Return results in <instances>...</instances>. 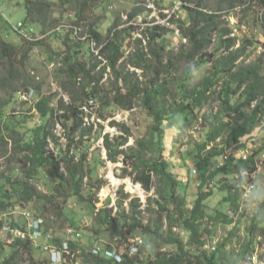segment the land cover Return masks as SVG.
Listing matches in <instances>:
<instances>
[{
	"label": "trees",
	"instance_id": "16d2710c",
	"mask_svg": "<svg viewBox=\"0 0 264 264\" xmlns=\"http://www.w3.org/2000/svg\"><path fill=\"white\" fill-rule=\"evenodd\" d=\"M101 1L59 0L57 3L72 10L73 24L92 37L100 49L97 55L91 53L88 59L83 60L78 56L83 41L76 39L72 31L66 35L58 72L67 79L63 87L69 101L59 99L54 107L51 105L53 97L49 94L36 97L33 108L39 122L34 123L33 127L26 125L27 119L19 121L17 113L8 111V108L14 100H20L18 92L35 91L36 87L25 70L29 51L42 44L43 39L25 40V44L18 47L0 37V162L3 164L0 165V214L8 213L15 205L26 207L30 202H37L41 208L40 217L45 223L43 237L49 235L48 243L57 248L63 247L64 243L68 246L70 254L64 255L63 264H68L67 260L76 264L78 257L83 264H220V247L214 251L206 247L205 232L208 229H202V222L208 217L214 223L228 225L232 219L220 209L207 216L206 200L217 194L218 190L230 188L222 184L224 179L219 181V178L233 176L236 187L229 189L222 203L238 213L239 185L245 184V177H248L242 173L256 170V156L260 149H254L246 160L230 157L224 166L211 171L207 170V165L229 150L244 146L241 138L253 133L260 125L264 116V51L255 59L247 60L256 40L248 36L240 39L233 33L234 29L221 26L220 12L205 10L201 0L195 2V7L189 4L193 0H185L182 7L186 20L178 16L177 21L172 22L177 24L176 30L179 29L185 39L177 51L167 49L164 33L159 32L165 28L153 24L144 27L143 34L147 40L135 39L140 47L132 48L124 58L122 46L130 35V28L122 29L119 21L115 20L105 35L99 32L95 27V9ZM220 1L227 3L230 12L256 9L257 19L264 25V0ZM24 5L25 19L30 23H39L37 15L54 3L24 0ZM145 8L151 10L147 5L135 6L127 16L128 20H135ZM213 43V49L209 52ZM261 45L264 46V43ZM102 63L104 65L100 67ZM209 63L210 68L192 84L188 81L189 72L184 71V77L176 76L181 64L197 68ZM107 69H110V76L104 82ZM31 86L34 89H29ZM97 102L103 108L116 106L132 110L138 107L151 119L133 145L124 147L132 135L130 127L124 123L112 121L111 125L117 128L119 135L103 136L107 160L122 162L121 176H131L144 191L151 193L143 203L139 197H131L119 189L114 214L113 208H108V203L98 206L100 199L97 194L105 181L93 177L88 165L89 146L86 140L93 123L84 121V109L94 107ZM208 105L209 109L200 115V108ZM177 115L183 116L179 134L186 128H194L195 124L205 131L193 155L194 169L200 175L190 211L185 207V190L179 189L183 184L181 177L169 169L172 165L164 155L166 131L163 123ZM7 121L11 126L5 125ZM21 124L26 127L25 134L17 129ZM56 124L60 125L61 135L55 132ZM177 156L183 161L186 159L180 151H177ZM39 178L44 179L49 192L38 190L34 180ZM211 182H214L213 188ZM69 199L85 202L94 213L90 229L93 236L98 238L107 234L111 237L110 241L97 240L93 245L108 247L114 242L119 245L116 247H121L128 239L140 236L146 245L156 249L153 259L143 261L139 254L125 253L118 262L101 253H92L93 245L85 250L75 240L52 235V216L62 219L61 226H66L68 219L62 208ZM124 203H127L126 206ZM260 206L262 208L263 203ZM261 213L263 216L251 219L250 244L260 242V233L254 232L260 231V225L264 222V209H260ZM9 225L25 230L15 222ZM2 227L0 221V231ZM261 233L264 234V230ZM163 246H170L173 251H162L160 247ZM252 247L249 245L244 251L241 250V263L253 252ZM33 248L28 238L18 237L11 243L0 239V257L3 258L0 264H25L28 259L23 256L29 255ZM37 248L41 249L40 246ZM29 264L34 262L30 261Z\"/></svg>",
	"mask_w": 264,
	"mask_h": 264
},
{
	"label": "rangeland",
	"instance_id": "374dc122",
	"mask_svg": "<svg viewBox=\"0 0 264 264\" xmlns=\"http://www.w3.org/2000/svg\"><path fill=\"white\" fill-rule=\"evenodd\" d=\"M47 1L54 3V5L50 6L46 11L41 12L40 15H37V18L40 19L39 23H30L25 19L26 9L24 0H0V37L18 47H22L25 44V40L17 34L12 27V25H16L19 21L25 22L35 36L45 35L42 38L43 43L35 46L29 51V57L26 64V74L30 76H28V78H31L33 86L35 85L36 87L35 89L32 86L29 88L35 90L33 98L30 101H26L27 103H20V100H14L8 108V111H14L17 113L16 116H18L19 121L27 119L26 125L29 127H33L34 123L39 122V116L33 108L36 97H39L41 94H49L53 97L51 105L54 107L58 105L59 99L64 102L69 101V95L63 87L66 86L67 79L59 74L56 63L60 59V53L63 51L66 35L71 31L69 26L73 24L74 13L69 7L58 5L57 3L59 0ZM179 1L183 2L185 0H139V3H136V0H103L95 9V15L97 17L95 27L103 35L107 33L108 28L115 20L119 21L121 28H130V35L125 38L122 46L125 55L124 58L128 56L132 48L140 47L135 39H143L145 36V34H143L144 27L153 24L165 28V30H159V32L164 33L163 39L167 49L177 51L180 46L185 43V39L182 37L179 29L176 30L177 24L172 22L173 20L177 21L178 16L185 20L187 18L185 17V10L182 7L183 4L180 6L179 10L175 12L177 16L172 14V9L175 3L177 5ZM201 1L205 10L210 12H220L219 14L221 15V18L219 22L221 26L234 29L233 33L240 39L244 36H248L251 39L256 40L255 47L250 48L251 54L247 60L255 59L262 51H264V48H260V46L264 47L261 45V43H264V25L259 19H257L256 9L251 8L246 11L231 10L230 12L226 2L220 0ZM151 2H154L153 9L148 6ZM157 2H159V5ZM195 2H198V0H193V2L189 3L190 6L195 7ZM140 4L147 5L151 10L145 8L146 10L135 20L129 21L127 17L128 14L135 6H140ZM169 14L170 16H168ZM167 21H169V25L166 24ZM237 22L239 23L238 26H236ZM82 35L87 34L86 32H82ZM145 40L143 44H145ZM214 40L217 41L216 39ZM238 42L240 44V41ZM213 45L214 43L210 46L209 52L212 51ZM91 53L94 55L90 50L88 43L83 41L82 49L78 54L79 58L86 60L91 56ZM123 60L125 61L126 59ZM103 65L104 64L102 63L100 67ZM181 66L180 72L176 74V76L184 77L185 75L183 72L187 71L189 72L188 81L192 84L210 68V63L201 65L197 68L192 67L190 64H181ZM108 71H110V69H107V74H105L103 79L104 82L107 77L110 76ZM137 71L140 73V70ZM174 86L176 87V84H174ZM15 97H17L16 94ZM98 102L94 107L84 109V121L88 124L93 123L91 134L86 140V143L89 146L87 149L88 165L92 170L93 177L105 181L104 187L101 188L97 194L100 199L98 206L103 205L104 202L108 203V208L112 207V213L114 214L117 210L115 207L117 199L116 192L119 189H122L125 193H129L131 197H139L140 201L143 203L146 202L147 196L151 195V193L144 191L141 185L138 182H135L131 176H121V168L123 167L122 162H111L107 160L106 150L103 147V136L105 134H109L110 137L119 135L120 132L117 128L111 125L112 121L124 123L130 127L132 134L131 137L127 139L124 147L133 145L135 139L142 136L147 125L151 122V119H149L142 109L138 107L132 110H124L116 106L103 108ZM211 105L212 102L210 103V106ZM207 109H209V105L200 108V115L205 113ZM182 120L183 116L177 115L164 121L163 125L166 131L164 137V155L172 165L169 169L176 175H179L181 180L186 178L185 181H182L183 184L179 189L185 190V207L190 211L196 198L200 175L198 170H196L195 173L192 172L194 169L193 155L196 152V147L201 143L205 131L200 129L199 125L195 124L194 128H186L182 134H179V127L183 124ZM5 125L11 126L10 121L5 122ZM17 129L21 134L26 133V127L23 126V124L19 125ZM55 132L58 135L62 134L60 125H55ZM254 132V135L243 141V143L253 145V151L254 149H260L258 150L259 154L256 156V159L261 166V170H258V168L256 171H253V173L250 172L252 175H250L249 178L245 177L246 183L244 184V187L240 184L241 194L238 213L233 212L228 204L222 203V199L226 198L229 189L231 187H236L237 182L233 179V176H222L223 178H219V181L224 179L222 184L225 183L226 186L230 188H226L224 191L216 189L219 192L206 200L207 207L205 212L207 216L215 213V209H220V211L227 212L232 219V223L228 225L214 223L208 217L203 219L202 222V229H208V232H205V237L207 239L205 242L206 245L210 246L211 244H214L216 247L215 249L220 247L222 257L220 264H240V259L243 256L241 250L244 251L249 245L251 247L253 246L254 253L258 254L259 258L264 261V234L261 233L264 230V222L260 225L261 230H256L254 232V234L257 232L260 233V239L258 238L260 242L257 241L254 244L252 242L251 244L249 243L251 240L249 235L250 224L252 222L251 219L254 217L257 219L260 216H263V213L260 214V209H264V206L262 208L260 206L261 203L264 205V127L261 129L259 128L258 131L255 130ZM61 141H63L62 138ZM245 144L238 150H245ZM177 151H180L186 156L184 161L179 159ZM217 160L218 158H214V160L209 162L207 165L208 171L217 168ZM1 163L2 162H0V165H3ZM1 168H4V166H1ZM128 182L133 186L136 185L135 187H137L138 190L131 191L128 187ZM250 182L254 187L252 189H246L245 186L247 187ZM34 184L42 193L49 192V187L45 184L43 178L34 180ZM210 186L213 188L214 182H211ZM126 204L127 203H124V206H126ZM26 208L32 210L34 215L40 217L41 208L37 202L28 203ZM62 211L64 216L68 219L65 222L66 226H61L62 219H57L56 216H52L51 219L53 220V223L50 225L52 230H54V232L52 231V235L75 240L78 245L84 247L85 250H89L97 240L101 242L110 241L111 237L107 234H102L98 236V238L93 236L90 229L93 224L94 213H92L85 202L69 199L64 204ZM14 217L16 221L13 220ZM0 221L3 225H8L10 222H15L21 225L23 224V219L20 215H9L7 212L0 214ZM71 223L72 226L70 225ZM76 225L79 227L77 228ZM0 239L2 242H5L8 237L4 232L0 231ZM45 240L46 239L41 240L37 246L32 243L34 247L32 252L29 255L25 254L23 256L24 259H28L25 264H29L30 261H33L34 264H52L50 262L49 251H46L43 248V243L46 242ZM112 244L114 246H119L114 242H112ZM38 246H40L41 249L37 248ZM150 247L151 246L143 247L141 249V252L138 255L141 260L151 261L153 259L156 249ZM160 249L165 252L173 251V248L170 246H163L160 247ZM7 251L8 248L5 249V252ZM76 260L78 262L77 264H83L80 257L76 258ZM66 263L71 264V260H67Z\"/></svg>",
	"mask_w": 264,
	"mask_h": 264
},
{
	"label": "built area",
	"instance_id": "2783aa9c",
	"mask_svg": "<svg viewBox=\"0 0 264 264\" xmlns=\"http://www.w3.org/2000/svg\"><path fill=\"white\" fill-rule=\"evenodd\" d=\"M179 3V5H178ZM176 5H174L173 9H172V14H175V12L177 10H179L180 6L183 4L182 1H179ZM149 7H151L152 9L154 8V2H151L149 5ZM167 13H169L168 11H166ZM170 16V14L168 15ZM138 17V16H137ZM166 24L169 25V21L166 22ZM12 27L14 28V30L26 41H37L42 39L45 35L41 36H35L33 34V31L26 27V25L24 24V22L19 21L18 23H16V25H12ZM69 29L72 31L73 36L76 39H79L81 41H86L89 45L90 50L97 55L99 52L100 47L97 45V43L95 42V40L92 37H89L88 35H82V29L77 26V25H70ZM57 68L61 65L60 59L57 61L56 63ZM33 90H29L28 92H18L17 96L20 100L22 101H30L33 98ZM91 103L93 102V100L90 101ZM264 126V116L262 117L261 123L260 125L255 129L256 131L259 130V128L261 129ZM254 130V131H255ZM255 132L244 136L243 138H250L251 136L254 135ZM241 138V143H243ZM245 139V140H246ZM244 140V141H245ZM245 144V143H243ZM246 149L243 151H239L238 149H241V147H239L238 149H234V150H229L228 152L224 153L223 155H221L218 158V163H217V168L224 166L225 162L230 158V157H234L235 159H243L246 160L252 153H253V145H247L245 144ZM244 147V148H245ZM256 165L257 168L256 170H261V166L260 164L257 162L256 159ZM255 170V171H256ZM193 173L196 172L195 169L192 170ZM253 173V172H252ZM243 175H247L248 177L250 175H252L251 173H247L244 172L242 173ZM186 178H183L182 181H185ZM244 187V184H242ZM239 187L241 188V185H239ZM254 186L253 184H251V182L248 184V186L245 188L246 189H252ZM9 215H14V214H18L21 216V218L23 219V224H18L19 226L23 227L25 230H21V228L19 227H15V228H11L10 225H3V227L1 228V231L4 232L8 239H7V243H11L15 238L21 237V238H28L31 243H34L35 246L38 245V243L43 240L46 239L43 243V248L46 251H49L50 254V262L52 264H63L65 262V254L69 255V249L66 243H64L63 247L61 248H57L56 246H53L51 244L48 243V238L49 235L47 237H43V230H44V220L33 214L32 210L27 209L24 206L21 205H15L13 206L10 211L8 212ZM14 221H16L15 217L13 219ZM143 247H149L148 245H146L144 243V241L140 238V237H134V238H130L128 239L122 246L121 249L120 247H116V246H99V245H93V247H91V251L94 254L97 253H101L102 255H104L107 258L113 259L115 261H121L122 256L125 253H128L129 255H137L141 252V249ZM207 248H209L210 250H215V245L211 244L210 246H206ZM119 248V249H118ZM3 258L0 257V263L2 262ZM77 264V263H76ZM241 264H264V261L261 260L259 258V255L254 253V251L247 256L245 262H242Z\"/></svg>",
	"mask_w": 264,
	"mask_h": 264
},
{
	"label": "bare ground",
	"instance_id": "6f19581e",
	"mask_svg": "<svg viewBox=\"0 0 264 264\" xmlns=\"http://www.w3.org/2000/svg\"><path fill=\"white\" fill-rule=\"evenodd\" d=\"M135 186H133L130 182H128V187L131 189V191H137L138 190L137 187H135Z\"/></svg>",
	"mask_w": 264,
	"mask_h": 264
},
{
	"label": "clouds",
	"instance_id": "9594fccd",
	"mask_svg": "<svg viewBox=\"0 0 264 264\" xmlns=\"http://www.w3.org/2000/svg\"><path fill=\"white\" fill-rule=\"evenodd\" d=\"M24 24H25V22H24ZM26 25V24H25ZM26 27H28L27 25H26ZM29 28V27H28ZM16 32V31H15ZM17 33V32H16ZM18 34V33H17Z\"/></svg>",
	"mask_w": 264,
	"mask_h": 264
},
{
	"label": "crops",
	"instance_id": "0c3cea01",
	"mask_svg": "<svg viewBox=\"0 0 264 264\" xmlns=\"http://www.w3.org/2000/svg\"><path fill=\"white\" fill-rule=\"evenodd\" d=\"M246 138H243L242 141H244ZM187 169V168H186Z\"/></svg>",
	"mask_w": 264,
	"mask_h": 264
}]
</instances>
